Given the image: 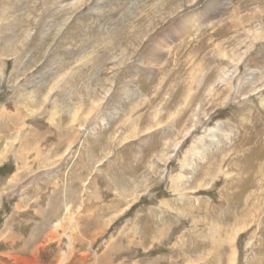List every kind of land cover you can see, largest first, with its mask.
Segmentation results:
<instances>
[{
  "label": "rangeland",
  "instance_id": "374dc122",
  "mask_svg": "<svg viewBox=\"0 0 264 264\" xmlns=\"http://www.w3.org/2000/svg\"><path fill=\"white\" fill-rule=\"evenodd\" d=\"M210 1L0 0V264H264V0Z\"/></svg>",
  "mask_w": 264,
  "mask_h": 264
},
{
  "label": "bare ground",
  "instance_id": "6f19581e",
  "mask_svg": "<svg viewBox=\"0 0 264 264\" xmlns=\"http://www.w3.org/2000/svg\"><path fill=\"white\" fill-rule=\"evenodd\" d=\"M247 1H249V0H247ZM256 1V0H255ZM221 4V1L220 0H211L210 1V3H209V5L204 9V11H202L201 13H196L198 16L200 15V17H201V20H202V18H205V17H212V15H213V12H217V10H218V7H219V5ZM256 4V3H255ZM242 5V4H241ZM239 7V6H238ZM240 9V8H239ZM241 11V10H240ZM195 14V15H196ZM194 15V14H193ZM232 15L233 16H231L233 19L232 20H234V18H235V20H236V22L235 23H237V22H240V24L241 25H243V22H244V18H245V16H240V17H238V14H237V12L235 11L234 13H232ZM255 15H257V17L259 18L258 20L261 22V24H263L262 23V20H260V19H262V17L264 16V11H263V9H261L257 14H255ZM263 19H264V17H263ZM191 21L193 22L192 24H193V26H195L196 25V23H198L199 21H196L195 20V18L192 16L191 17ZM181 24H184V23H181ZM237 25H238V23H237ZM180 26V25H179ZM193 26H192V28L191 29H193ZM240 26V25H239ZM263 26V25H262ZM242 27V26H241ZM261 27V26H260ZM207 28V27H206ZM249 28V27H248ZM256 28H258V27H256ZM246 29H247V27H246ZM254 29V28H253ZM192 31V30H191ZM191 31L189 30V32L191 33ZM186 33H188V31L186 32ZM247 33H249V35H250V40H251V35H253V36H257V35H262V34H264V30L261 28V29H256L255 31H247ZM258 37V36H257ZM263 37V36H262ZM253 40V39H252ZM259 40V39H258ZM250 42V41H249ZM247 44V43H246ZM249 45V44H248ZM221 46V45H220ZM220 48V47H219ZM247 48V47H246ZM246 50V49H245ZM241 52V51H240ZM223 53V52H222ZM228 55V54H227ZM242 55V54H241ZM244 56V55H243ZM229 60V59H228ZM241 58H240V62L239 63H241ZM238 61V60H237ZM255 67V66H254ZM236 68V67H235ZM227 69V68H226ZM231 71V70H230ZM229 71V72H230ZM233 73H235V71H232ZM227 73H228V71H227ZM232 73V74H233ZM233 76H234V74H233ZM221 77V76H220ZM227 77H229L228 75H224L223 76V80L224 79H227ZM224 82V81H223ZM262 85V84H261ZM76 112V111H75ZM79 112V111H78ZM36 120V119H35ZM80 121V120H79ZM71 122H72V124L73 123H76V122H78V115L77 114H75V115H72V117H71ZM60 128V127H59ZM204 133V132H203ZM190 135V134H189ZM209 137H213V135L212 134H210L209 135ZM203 139V138H202ZM195 141H196V139H195ZM194 140H193V142H195ZM197 141H198V139H197ZM202 142H204V141H202ZM200 144H201V142H200ZM202 145V144H201ZM57 147V146H56ZM195 147V146H194ZM177 148V147H176ZM175 148V149H176ZM58 150V148H55V149H53V151H51V153H55L56 151ZM60 151V150H59ZM200 151V150H199ZM198 151V152H199ZM198 152H197V154H198ZM57 153V152H56ZM40 159V158H39ZM42 159V158H41ZM0 171H1V169H0ZM55 218V217H54ZM58 219V218H57ZM56 220V219H55ZM218 233H220V231L218 232ZM77 237V236H76ZM232 251H234V250H232ZM104 257V256H103Z\"/></svg>",
  "mask_w": 264,
  "mask_h": 264
}]
</instances>
